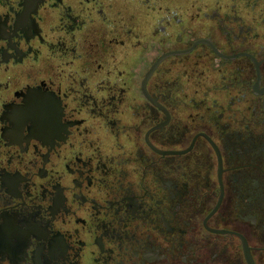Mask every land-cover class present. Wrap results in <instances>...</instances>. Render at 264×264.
<instances>
[{
  "label": "flooded vegetation",
  "instance_id": "1",
  "mask_svg": "<svg viewBox=\"0 0 264 264\" xmlns=\"http://www.w3.org/2000/svg\"><path fill=\"white\" fill-rule=\"evenodd\" d=\"M3 264H264V0H0Z\"/></svg>",
  "mask_w": 264,
  "mask_h": 264
},
{
  "label": "snow or ice",
  "instance_id": "2",
  "mask_svg": "<svg viewBox=\"0 0 264 264\" xmlns=\"http://www.w3.org/2000/svg\"><path fill=\"white\" fill-rule=\"evenodd\" d=\"M0 264H3V257L0 256Z\"/></svg>",
  "mask_w": 264,
  "mask_h": 264
}]
</instances>
